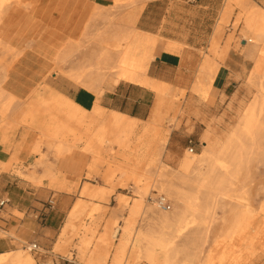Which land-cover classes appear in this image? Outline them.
<instances>
[{
    "label": "bare ground",
    "instance_id": "obj_1",
    "mask_svg": "<svg viewBox=\"0 0 264 264\" xmlns=\"http://www.w3.org/2000/svg\"><path fill=\"white\" fill-rule=\"evenodd\" d=\"M234 4L240 9L239 45L249 49L248 57L253 61L247 82L255 93L239 111L233 125L225 126L219 134L215 128L207 127L199 153L185 150L174 167L160 162L157 176L138 168H147L159 161L160 154L155 150L159 135L166 158L175 157V146L171 149L167 146L185 110L175 102L172 85L146 74L159 38L134 28L144 1L113 0L110 15L103 14L108 9L96 7L91 21L109 26L90 33L87 24L82 38L66 39L53 55L52 74L64 76L76 88L97 97L120 82L149 89L155 101L146 123L97 104L86 111L42 82L22 104L15 94L5 89L7 68L0 66V116L4 124L0 127V145L10 144L8 132L16 126L40 135L28 146L23 140L16 144L8 161L0 159V173L13 171L20 183L34 188L45 186L57 193L69 192L81 185L79 197L52 245L54 256L59 255L72 264H253L258 239L264 238V207L256 215L248 209L242 210L240 204L245 199L237 195L234 185L244 179L250 164L264 162V9L249 6L247 0H227L220 23L227 22ZM16 6L28 8L23 0H0V30ZM220 31L217 25L213 35ZM242 42L246 43L242 45ZM183 49V45L171 41L163 46L164 51L177 55ZM227 49V45L220 48L216 38L211 39L208 53L204 54L195 80L187 89L190 97L186 104L207 100L219 68L218 60ZM15 50L0 31L1 54ZM180 91L181 96L187 92ZM14 104L16 110L8 123L6 112ZM166 107L171 116L159 134L163 120L160 109ZM137 129L142 131L136 137ZM105 145L114 151L112 159L116 161V168L103 174V185H95L92 180ZM24 149L33 160L13 168L19 151ZM77 154L89 157L84 182H68L57 163ZM116 188L129 189L131 196L118 194L115 212L97 230L94 212L99 211ZM167 202L172 209L164 211L162 205ZM228 205L234 206L230 209L233 217L228 227L221 236L210 240L209 231L216 220L225 223L218 211L224 212ZM14 214L23 216L17 210H13ZM0 238H8L15 246L0 253V264H38L30 246L14 231L0 229ZM20 242L26 244V249ZM37 251L45 253L40 247Z\"/></svg>",
    "mask_w": 264,
    "mask_h": 264
},
{
    "label": "crops",
    "instance_id": "obj_2",
    "mask_svg": "<svg viewBox=\"0 0 264 264\" xmlns=\"http://www.w3.org/2000/svg\"><path fill=\"white\" fill-rule=\"evenodd\" d=\"M23 3L28 5L29 13L37 21L56 32L58 36L73 40L80 38L96 7L109 9L113 6V0H23ZM157 3L164 6L156 13V25L150 28L146 22L148 23L150 15H155V13L149 11V8L150 5ZM224 3L223 0H149L144 4L134 28L164 40L163 42L158 41L154 59L147 69V76L173 85L178 83V78L186 76L184 72L187 70L191 74L187 75L192 77L193 71H197L198 68L196 67V62L199 60L198 51L202 49L205 50L204 54L208 53L213 37L216 38L219 47L224 48L227 45L226 38L224 37L220 41V33L216 36L213 35L215 27L221 25L218 21ZM190 25L212 26L205 28L209 29L206 36L198 38L189 37L187 34L182 37V31ZM166 41L183 45L184 49L181 55L164 51L163 46ZM248 50L241 46L240 49H236L233 42L228 45L226 53L218 60L219 68L213 79L209 98L202 102L190 101L184 107V116L179 119V129H182L181 135L184 138L193 136L197 142L201 143L202 135L207 127L215 128L216 134H219L226 124L233 125L236 122L239 111L255 93L254 88L247 82V76L253 65L252 59L248 57ZM44 85L60 95L71 98L73 103L86 111H91L97 104L103 109L118 112L143 123L150 120L154 107V93L149 89L130 83L120 82L106 90L101 97L82 88H76L60 74H52L51 80ZM179 129H174L171 132L169 140ZM84 159V156L77 154L71 159L66 158L59 161L57 168L65 174L68 182H75L84 179L86 167ZM8 179L17 191L13 194L15 197L19 196V199L18 202L13 200L11 206L7 205L10 203L8 197L3 200L7 202L4 209L9 208V210H3L0 216V222L6 225L3 231H14L20 239L27 242L33 241L42 248L45 255L38 251L32 252L39 256L36 259L41 264H60L62 258H55L52 245L69 211L64 213L63 207L66 199L59 202V208L55 213L51 212L42 225L39 220L37 221L39 213L33 214L32 217H27L25 214L30 207L37 208L46 202L51 194L52 199L55 200V196L58 197L60 193H55L44 186L34 188L30 184H22L13 175H10ZM12 199L14 198L12 197ZM13 210L22 213L24 217L14 216ZM3 239L5 238H0V253L8 251L10 248L12 250V247L15 248L10 241L6 243Z\"/></svg>",
    "mask_w": 264,
    "mask_h": 264
},
{
    "label": "rangeland",
    "instance_id": "obj_3",
    "mask_svg": "<svg viewBox=\"0 0 264 264\" xmlns=\"http://www.w3.org/2000/svg\"><path fill=\"white\" fill-rule=\"evenodd\" d=\"M142 1H144V4H146L149 0H142ZM223 1H225L224 3V7H225L227 0H223ZM257 1L258 3H256ZM257 1L247 0V3L249 4V6H259L264 9V0H257ZM162 6L164 5L161 3L150 5L149 11L151 12L153 11V13H155V15L154 14L150 15L149 22L148 23L146 22V25H149L150 28L151 26L153 27V25H156V20H157L156 13L162 9ZM110 11H111L110 9L104 10L103 14L110 15ZM239 11H240L239 7L234 4L233 8L231 9L230 17L227 20V22L220 23L221 24L220 41H222V39L225 37L227 46L233 42L236 49H240L238 33L240 32L241 26L237 24V17ZM113 15H117V14H113ZM91 19L92 18L89 19V28L91 30L90 33L96 31L97 29H104L105 27L109 26L102 24L101 21H91ZM112 20L114 19L112 18ZM26 21L28 22L26 23ZM5 24L6 25H2L0 31L2 34L6 36V39L9 40V42L12 43V46L16 49L12 53L6 55L1 54L0 52V66L7 68L5 89L8 92L15 94L19 98L18 101L23 104L24 101L27 99V96L35 88L38 87L40 82L44 84V83H48V81L51 80L52 72L55 66L52 60L53 55L56 53L58 49H60L64 41L68 38L58 36L56 32L47 28V26H44V24L33 18L31 13H29L28 8L25 9L22 6H16V8L13 9L11 15L8 17V21ZM207 26H212V25L187 26L186 30L182 31V37H185V35L187 34L189 37L194 36L198 38H200V36H206L207 32L209 31V29H205ZM80 38L82 37L80 36ZM159 40L161 42L164 41L163 38ZM204 51L205 50L202 49L198 51L199 60L196 62V67H198L199 64L201 63L204 57ZM193 72L194 73L192 74L191 77L187 75L190 74V71L187 70V72H184L186 76L183 78H178L179 79L178 83L172 85L174 91L173 93L174 99H176L175 102L177 103L179 108L183 109L186 105V101L190 97V93L188 92L187 89L191 85V83L195 80L196 71L194 70ZM181 89L187 91L183 96L180 95ZM211 90H212V84H211V89L209 90V92H207V99L209 98ZM175 96L178 97L175 98ZM15 110H16L15 104L12 105L7 110L6 115L7 117H9L7 118L8 123L12 121L13 118L11 117V115L14 113ZM160 113L163 116V120L159 124L158 131L159 134H162L165 129V126L168 125V120H169V116H171V111L169 110L168 107H166V108H161ZM3 125L4 124L2 123V118L0 116V127ZM231 125L232 124L230 125L226 124L225 126H231ZM179 126H180V122H178V126L175 129H179ZM141 131H142L141 129H137L134 135L137 137L139 134H141ZM181 131L182 129H179L172 135L171 140H169V144L167 146V149H171L173 146H175L176 154L173 159L166 158V152L164 151L165 149H161V145L159 141L161 139L160 138L161 135H159L160 137H158L157 145L155 148L156 153L160 154L157 157L159 161L149 165L147 168L139 167L138 170L143 172L144 169H147L148 174H150L151 176H155V175L157 176L161 170L160 162H163L169 167H174L178 158L183 154L185 150L193 148L194 153H199L201 148L200 142H197L195 137L193 136L184 138L181 135L182 134ZM8 137L10 144L7 147L0 145V159H2L1 161L4 162L8 161L12 156L13 149L16 144H18L19 142L22 143L23 140L24 145L28 146L31 142L38 140L40 138V135L38 132L30 131L27 128H23L21 126H16V128L13 131L8 132ZM113 154L114 151H112V149L110 151L109 146L105 145L102 147L100 151V157L98 160L100 164L97 166L96 174H94L95 179L92 180L93 184L103 185L101 179L103 174L109 171H113L116 168V161L112 159ZM85 156H84L85 158L84 161L87 167V164L89 162L88 161L89 157L87 156L85 157ZM18 158L19 159L16 162V164H13V168L15 169L17 167H20V165L22 164L25 165L33 160V157L29 156L27 154V150L25 149L19 151ZM12 172L13 171H11L9 174L0 173V201L8 197L10 199V203L7 204L8 206H11V204L14 202L13 200H16V202H18L19 199V196L15 197V195L13 194L17 191H15L11 182L8 181L10 175H13ZM80 182H84V180L81 179ZM128 185L132 187L131 182H129ZM45 188L49 189L47 187ZM79 189H80V184L69 192H62L60 193V195H58V197L55 196L54 198L55 200L52 199L53 196L51 194L49 199L46 202H43L37 208L30 207L27 213L25 214V216L32 217L33 214L37 215V213H39L40 210L43 211L46 208L47 206L46 204L49 201H51L53 204L52 213H55L56 210L59 208V202H61L62 199L64 200L66 199V203L63 207L64 213L66 214L67 210L71 208L73 203L79 197ZM234 190L237 193V195H240L245 199V201H243V203L240 204L241 209L242 210L248 209L254 215H256L264 207V162H262L261 164H257V163L250 164L247 173L244 174V179L240 182L235 183ZM131 193L132 192L129 189L126 190L119 188L115 189L113 194L110 196L109 200L101 206L99 211L94 212L95 214L93 219H96V222L98 223L97 230H101L102 227L106 224L107 220L110 218L111 213L115 212L117 195L125 194L127 196H131ZM11 196L14 199H12ZM165 205L169 206L172 209V206L169 202L165 203ZM233 207H234L233 205L232 206L228 205L224 212L218 211V215L225 218V223H223L220 219L216 220V222L211 226V229L209 231L210 240L221 236V233H223L225 229L228 227V223L229 221H231L233 217L230 211V209ZM5 209L4 208L0 209V216L2 215V211ZM14 216L19 218L24 217V215L20 216L18 214H14ZM5 218H7V216H5ZM254 223H257V220H255ZM5 228L6 225L3 222H0V229L5 230ZM3 241L9 243V240L7 238L3 239ZM263 242H264V238L260 237L258 239V246H257V250L255 251L253 264H264V248L262 247ZM26 243L27 245H31L34 242L26 241ZM20 245L26 249V244L20 242ZM13 249L15 248L12 247V250ZM31 254L35 256V258L39 257L38 255H34V253L32 252ZM58 257L62 258L59 255L55 256V258ZM38 262H39L38 264H41L39 260ZM60 264H70V263L64 261L62 258L60 260Z\"/></svg>",
    "mask_w": 264,
    "mask_h": 264
},
{
    "label": "built area",
    "instance_id": "obj_4",
    "mask_svg": "<svg viewBox=\"0 0 264 264\" xmlns=\"http://www.w3.org/2000/svg\"><path fill=\"white\" fill-rule=\"evenodd\" d=\"M190 153H193L194 152V149L193 148H190L189 149ZM7 202L6 201H0V209L1 208H4L6 206ZM46 208L39 212V215L37 216V220H39V222L43 225L45 223V220L47 218V216L52 212L53 210V204L51 201H49L47 204H46ZM162 208L164 211H168L170 209L169 206H166L165 204L162 205ZM30 246V252H36L38 250V246L33 243Z\"/></svg>",
    "mask_w": 264,
    "mask_h": 264
}]
</instances>
